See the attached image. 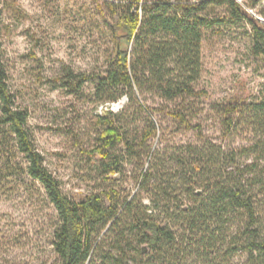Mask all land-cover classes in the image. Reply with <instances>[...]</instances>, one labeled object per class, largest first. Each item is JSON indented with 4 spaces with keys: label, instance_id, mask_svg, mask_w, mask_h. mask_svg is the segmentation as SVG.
<instances>
[{
    "label": "trees",
    "instance_id": "obj_1",
    "mask_svg": "<svg viewBox=\"0 0 264 264\" xmlns=\"http://www.w3.org/2000/svg\"><path fill=\"white\" fill-rule=\"evenodd\" d=\"M93 1L110 44L106 69L89 74L65 68L60 83L74 96L93 86L95 103L107 112L98 116L95 145L84 152L98 160L106 183L116 180L128 157L139 171L140 193L124 197L110 186L81 201L64 193L35 145L28 112L17 105L1 44L0 191L26 178L45 192L58 217L52 238L58 264H231L242 253L252 264H264V101L218 107L224 138L245 128L259 138L240 155L227 153L204 135L202 125H194L196 101L206 95L196 88L206 33L244 26L251 54L264 62V0ZM4 4L0 0V17ZM147 94L175 103L157 112L184 131L197 130L201 144L186 146L169 161L153 151L148 143L160 127L155 111L139 99ZM124 96L138 106L137 113L150 114L136 138L128 136L125 109H111ZM254 155L256 163H241ZM169 162L175 168L168 169ZM142 192L150 195V206Z\"/></svg>",
    "mask_w": 264,
    "mask_h": 264
},
{
    "label": "rangeland",
    "instance_id": "obj_2",
    "mask_svg": "<svg viewBox=\"0 0 264 264\" xmlns=\"http://www.w3.org/2000/svg\"><path fill=\"white\" fill-rule=\"evenodd\" d=\"M96 15L93 0H5L0 17L1 53L17 105L28 112V127L47 168L75 201L110 186L122 191L124 197L140 193L139 171L128 157L116 180L106 183L98 175V160L84 152L95 145L100 132L98 116L107 112L105 105L95 103L93 86L74 96L60 83L65 68L89 74L105 71L110 44ZM250 42L244 26L207 32L202 75L196 84L206 95L196 101L194 125H202L204 135L224 151L238 155L259 138L246 128L224 138L218 107L237 101H264V62L251 54ZM138 96L146 108L155 111L153 121L160 127L157 137L148 143L153 151L169 161L186 146L201 144L197 130L184 131L163 112H157L173 108L175 103L154 94ZM119 107L125 109L129 138L138 137L150 114L137 113L138 106L128 96L120 100ZM112 108L116 106L112 104ZM118 150L125 155L123 148ZM256 157H244L241 163H256ZM170 168H175L173 162ZM15 180V189L0 191V264H58L52 245L58 218L55 209L38 185L31 186L26 178ZM141 197L145 205H151L148 193L142 192ZM262 211L264 229V208ZM186 264H193L192 260ZM231 264L252 263L249 255L242 253Z\"/></svg>",
    "mask_w": 264,
    "mask_h": 264
},
{
    "label": "built area",
    "instance_id": "obj_3",
    "mask_svg": "<svg viewBox=\"0 0 264 264\" xmlns=\"http://www.w3.org/2000/svg\"><path fill=\"white\" fill-rule=\"evenodd\" d=\"M113 106H116V108H112L113 110H115V111H118L119 110V103H117V104H113Z\"/></svg>",
    "mask_w": 264,
    "mask_h": 264
}]
</instances>
